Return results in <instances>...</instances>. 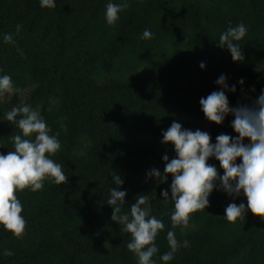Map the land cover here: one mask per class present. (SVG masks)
<instances>
[{"label": "trees", "instance_id": "1", "mask_svg": "<svg viewBox=\"0 0 264 264\" xmlns=\"http://www.w3.org/2000/svg\"><path fill=\"white\" fill-rule=\"evenodd\" d=\"M55 2L48 9L40 0H0V76L9 75L14 87L0 97V154L14 150L12 137L22 135L7 112L27 104L50 135L59 134L61 149L50 158L68 178L17 193L25 233L18 239L0 225V264H138L127 249L131 235L111 220L106 203L116 187L113 171L124 181L118 190L127 192L122 211L146 195L151 215L165 225L155 264H164L160 256L170 250L169 230L188 247L168 264H264V220L250 210L235 224L225 216L230 203L247 206L242 192L233 199L217 181L209 206L182 232L172 227V175L147 176L153 168L163 174L165 154L169 161L176 157L173 144L161 143L173 121L208 132L213 143L219 134L238 135L231 114L217 125L199 101L221 90L216 81L222 74L236 87L225 90L230 107L251 104L264 92V0H127L130 7L114 27L107 24L106 5L124 0ZM241 23L248 31L239 42L245 59L237 63L218 39ZM146 29L151 39L142 38ZM6 33L15 46L4 42ZM208 163L223 175L215 157ZM5 249L13 255L5 256Z\"/></svg>", "mask_w": 264, "mask_h": 264}, {"label": "clouds", "instance_id": "2", "mask_svg": "<svg viewBox=\"0 0 264 264\" xmlns=\"http://www.w3.org/2000/svg\"><path fill=\"white\" fill-rule=\"evenodd\" d=\"M40 6L54 9L57 5L55 0H40ZM129 7L127 0L120 4L109 2L106 5L107 24L114 27L120 18L119 13ZM21 27L17 24V33ZM247 31L241 23L229 27L219 36L218 46L226 47L234 62H243L245 59L239 42ZM142 38L151 39L150 30L146 29ZM4 42L15 46L11 33L4 35ZM17 51L21 50L17 48ZM200 67L203 69L205 64L202 62ZM216 83L221 86V90L213 91L199 101L204 116L208 121L221 125L225 117L231 114L234 117L231 127L238 135L219 134L213 143L208 132L184 129L180 123L173 121L163 132L161 143L173 144L176 157L170 161L168 155L162 157L166 162L163 174L155 168L147 173L148 177L157 179L163 175L164 180L168 174L172 175V227H180L182 232L189 228L194 213L209 206L208 198L217 187V181L219 188L233 199L239 197L241 192L247 198V206L235 202L228 204L225 216L229 223L235 224L237 220L245 218L246 210L264 220V92L251 104L230 107L225 90L235 92V85L229 88L223 74ZM239 83L243 85L244 80L241 79ZM13 91L12 78L9 75L0 76V97ZM5 119L15 124L22 135L12 137L14 150L7 155L0 154V225L19 239L24 236L26 221L17 193L26 189L41 191L46 180L56 185L67 184L68 178L62 166L50 158L61 149L57 138L59 134H49L51 129L38 111L21 104L7 112ZM211 157L219 161L223 175L208 163ZM238 158L240 163H237ZM112 181L116 187L110 189V197L106 200L113 209L111 220L122 226L123 232L131 235L127 249L137 258L138 264H155L153 257L160 251L156 238L164 229V223L151 215V204L146 195L137 196L135 203L130 206V212H123L127 192L118 190V186L124 181L115 171L112 172ZM161 195L167 200L168 190H162ZM167 243L170 250L160 256L164 264H168L182 246L188 247V241L181 244L172 230L167 232ZM3 254L13 255L8 249Z\"/></svg>", "mask_w": 264, "mask_h": 264}]
</instances>
